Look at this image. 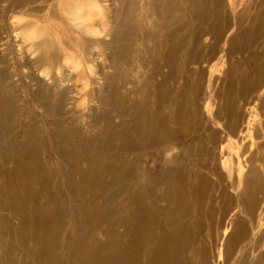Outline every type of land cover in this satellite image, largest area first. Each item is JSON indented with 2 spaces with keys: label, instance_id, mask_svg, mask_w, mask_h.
Wrapping results in <instances>:
<instances>
[{
  "label": "bare ground",
  "instance_id": "6f19581e",
  "mask_svg": "<svg viewBox=\"0 0 264 264\" xmlns=\"http://www.w3.org/2000/svg\"><path fill=\"white\" fill-rule=\"evenodd\" d=\"M204 1L200 0L201 5ZM170 5H174L173 0ZM197 8H192L195 15ZM28 12L38 14L40 8ZM54 14L51 12L50 17L55 19ZM161 14L171 18L165 11ZM122 21L120 26L111 23L110 27L101 29L111 36L112 42L85 37L82 41L87 48L99 47L103 52H112L109 46L115 44V35L121 32L126 35L127 26L134 28L132 21L126 24L124 19ZM29 26L33 23L26 21L24 28ZM53 27L43 26L41 30ZM39 28L36 27L37 31ZM143 33L148 34L145 30ZM48 35L25 40V53L32 57L21 63L27 69L24 79H28L27 82L20 80L23 87L13 81L20 76L17 70L12 71L11 66H7L6 56L12 52L11 45L0 53V146L4 147L0 149V213H4L0 216V264H220L221 258L228 264L255 222L264 218V140L257 145L259 167H253L250 158L249 170L244 176L240 175L237 182L232 180L228 185L224 183L222 168L219 170L224 162L217 160L213 151H205L208 163L199 162L197 167L207 173L193 174L183 169L186 162L180 156L164 159L157 171L152 167L146 171L140 164L142 157L147 158V163L151 159L161 160L160 143L175 136V129L181 125V111L168 109L164 117L160 114L162 110L156 107L151 123L136 115L137 105L128 96L131 93L126 90L123 94V89L113 83L125 63L123 54L120 58V54H116L114 64L111 57L107 58L115 69L103 82L100 111L92 110L88 116L71 118L76 108L67 107L69 91L60 90L58 86L68 81L67 76L62 78L53 73L59 68L61 42ZM72 38L77 43L74 35ZM168 38L173 39V36L170 34ZM182 43L179 41V45ZM244 44L242 49L246 48V42ZM179 45L178 52L182 49ZM229 46L231 50L232 40ZM126 47L122 44V48ZM81 55L85 63H92L93 60L84 56L85 52ZM171 57L169 53L168 58H164L166 65L170 64ZM44 69L49 77V83L45 84L34 73ZM82 76V72L76 73L72 79L75 82L83 79ZM19 87L30 110L18 139L9 141L11 133L17 129L15 120L20 114ZM242 90L243 94H250L258 90V85L242 86ZM37 117L43 118L41 125L32 124ZM113 117L118 119L117 124L113 123ZM127 117L130 121H126ZM235 118L240 120L241 114L236 113ZM248 127L252 128L251 122ZM260 128L264 139V121ZM209 138L214 146L215 134H210ZM16 147L19 153L14 152ZM154 148L156 152L149 155L147 151ZM39 150H45L46 160L55 161L56 165L44 168L39 163ZM126 153L134 155L130 161L123 158ZM175 166L180 169L177 176ZM210 174L216 179L215 187H209L212 185ZM212 191L219 205L216 208L219 215L214 221H210L204 206ZM186 197L190 200L186 201ZM193 207L197 210L196 232L201 234L204 223L218 228L226 225L222 228V235L227 234L225 251L221 253L217 248L216 255L212 256L202 239L200 249H193L194 239L189 237L193 217L189 210ZM234 210L245 215L244 221ZM69 224L72 228L62 242V227ZM97 227H105L101 232L104 242L90 237ZM115 227H124V232L117 233ZM12 238L21 250L19 261L12 249ZM217 244L218 239H215L213 245ZM254 244L258 249L264 245V230L254 238ZM242 250V256L233 264H248L246 248ZM249 264H264V252Z\"/></svg>",
  "mask_w": 264,
  "mask_h": 264
},
{
  "label": "rangeland",
  "instance_id": "374dc122",
  "mask_svg": "<svg viewBox=\"0 0 264 264\" xmlns=\"http://www.w3.org/2000/svg\"><path fill=\"white\" fill-rule=\"evenodd\" d=\"M173 1L172 6L171 0H0V53L7 45H11L12 52L6 56L9 63L7 66H11L12 71L17 70L20 75L14 77L13 81L18 84L20 80L27 82L28 79H24L27 69L21 63L32 56L25 53V40L41 37L42 34L43 37L46 34L55 36L61 42L58 46L61 56L59 68L53 73L62 78L67 76L68 81L58 83V86L60 90L69 91L70 100L67 107L76 108V111L70 114L71 118L88 116L92 110L96 113L100 111L103 82L115 69V66L109 65L107 58L111 57L114 64L116 54H120L119 58L123 54L126 65L120 66L123 72H119V78L113 83L123 89V94L126 90L131 93L127 94L137 105L136 115L150 123L156 107L162 110L160 114L164 117L171 108L179 109L182 115L181 125L176 127L175 136L160 143V151L163 153L161 160L151 159L150 163H147V158L142 157L140 164L144 169L147 171L152 167L157 171L164 159L180 156L186 162L183 169L191 170L193 174L207 173L197 167L199 162L208 163L205 151H213L217 160L224 162L219 170L222 168L224 183L228 185L232 180L237 182L240 175L244 176L249 170L250 158L253 159V167H259L257 145L264 140L260 128V123L264 121V0H205L202 5L200 0ZM36 7L40 8L38 14L28 12ZM194 7H198L197 16L193 14ZM164 11L171 14V18L162 16ZM51 12L55 13V19L50 17ZM115 17L116 21L113 19ZM123 19L125 24L132 21L134 28L125 25L129 28L125 32L126 35L122 32L115 35V44L109 46L112 52H103L99 47L87 48L82 41L85 37L112 42L111 36L102 30L104 27H110L111 23L120 26ZM26 21L32 22L33 26L24 28ZM43 26L55 28L41 30ZM36 27H40V30L37 31ZM144 30L148 34H144ZM170 34L173 39L168 38ZM73 35L77 43L72 40ZM230 40L233 41L231 50ZM179 41L183 42L182 45H179ZM244 42L246 48L242 49ZM122 44L127 47L122 48ZM157 45L158 50L155 49ZM178 45L182 46L179 52ZM67 46L71 48L67 49ZM82 52L93 60L92 63L84 62L81 58ZM169 53L172 57L169 58L170 64L166 65L163 60L168 58ZM46 70L34 72L44 84L49 83ZM80 72L84 78L74 82L72 78ZM48 74L51 76V73ZM254 83L258 85V90L243 94L242 86L246 88ZM24 95L23 89L19 87L20 114L15 120L17 129L11 133L9 141L18 139L30 110ZM236 113L241 114L240 120L235 118ZM42 119L33 118L32 124L41 125L44 122ZM126 121H130V118L127 117ZM248 122L252 123V128L248 127ZM113 123L117 124L118 119L113 117ZM210 134H215L214 146L210 142ZM3 148L1 145L0 149ZM14 150L19 153V147ZM155 152V148L147 151L149 155ZM45 153V150H39V163L44 168H48L50 164L55 166V161L46 160ZM133 156L126 153L123 158L130 161ZM174 170L177 176L179 167L175 166ZM208 178L212 183L209 187L214 186L215 177L210 174ZM19 179L23 184V177ZM212 192V196L204 204L210 221L217 220L219 215L216 210L219 205L215 192ZM189 200L190 198L186 197V201ZM189 211L193 216L192 223H189V237L194 239L193 249H200L202 239L212 256L216 255L217 248L221 253L225 251L227 234L222 235V228L226 225L219 229L208 227L204 223L205 225L201 226L204 230L200 234L194 230L197 210L193 207ZM67 212H70L69 209ZM234 213L244 221L245 215L237 213L236 210ZM3 214L0 213V216ZM70 226L71 224L62 227V242L65 235L70 233ZM104 228H95L90 237L104 242L105 237L101 233ZM115 228L119 234L124 232V227ZM252 228L243 238L245 241L237 246L228 264L238 261L243 248L247 251L248 264L264 252V245L258 249L254 244V238L264 230V218L255 222V227ZM146 229L148 231L150 228ZM215 239H218L216 246L213 245ZM12 240V249L19 261L21 250L18 249L17 241H14V238ZM59 252L62 253L63 249ZM220 264H226L223 258Z\"/></svg>",
  "mask_w": 264,
  "mask_h": 264
}]
</instances>
